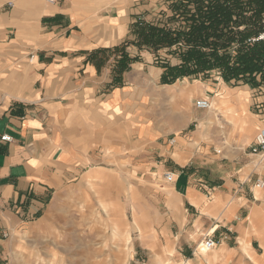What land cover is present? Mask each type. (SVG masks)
<instances>
[{"label": "crops", "instance_id": "1", "mask_svg": "<svg viewBox=\"0 0 264 264\" xmlns=\"http://www.w3.org/2000/svg\"><path fill=\"white\" fill-rule=\"evenodd\" d=\"M179 1L0 0V264H20L34 226L74 182L92 186L99 171L89 165L102 152L128 163L137 155L135 167L150 176L174 175L159 193L164 244L157 230L153 243L140 242L160 261L170 246L176 263L264 264V188L255 186L264 161L250 153L254 138L248 144L264 128V59L250 80L164 83L182 62L143 45L139 25L173 27ZM148 82L191 120L154 121ZM200 96L211 108L195 115ZM207 235L216 247L193 255ZM122 238L128 257V230Z\"/></svg>", "mask_w": 264, "mask_h": 264}, {"label": "rangeland", "instance_id": "2", "mask_svg": "<svg viewBox=\"0 0 264 264\" xmlns=\"http://www.w3.org/2000/svg\"><path fill=\"white\" fill-rule=\"evenodd\" d=\"M243 4L244 9H248L243 13L244 18H252L255 12L262 10L253 20L255 19L259 28L263 29L264 0H246ZM190 8L193 9V6ZM168 19H171L173 29L184 25L182 18L177 15L169 16ZM232 20H237V17H232ZM168 49L170 54H174L171 57H179L180 48L175 46ZM238 49V44H231L230 55L234 57ZM159 53L164 56L167 51L162 50ZM261 65L260 63V67ZM218 77L221 78L220 72L213 70L208 78H183L179 84L191 86L201 82L217 83L215 79ZM161 86L163 85L160 83L148 82L145 89L148 114L154 121L161 118L170 126L177 123L183 126L191 120L190 114L183 110L181 101L166 98ZM202 99L205 97L200 96L192 100L191 108L195 115L206 112L196 108V102ZM192 129L194 124L182 133L187 134ZM255 133L253 132L248 144L252 142ZM126 160V155L123 154L100 153L98 160L89 165L99 171V177L93 179L92 186L78 180L68 188L53 206L49 217L34 226L31 238L25 241L24 255L20 257L19 263L151 264L152 260L153 264H191L190 261L174 262V250L170 246L160 261L153 247L141 245L142 241L153 243L150 232L155 233V230L159 233L157 242L164 244L160 230L161 215H164L165 207L159 193L166 190V183L164 178L150 176L148 172L135 167L138 163L137 155L131 156L129 163ZM104 204L109 206L108 210H105ZM134 212L137 214V220L134 219ZM120 214H123V217ZM137 229L147 232L145 240H140ZM126 230L131 237L128 257L122 238ZM198 244L193 250V255H199L196 251ZM153 258H156L157 262Z\"/></svg>", "mask_w": 264, "mask_h": 264}, {"label": "trees", "instance_id": "3", "mask_svg": "<svg viewBox=\"0 0 264 264\" xmlns=\"http://www.w3.org/2000/svg\"><path fill=\"white\" fill-rule=\"evenodd\" d=\"M228 1L180 0L174 12L184 22L181 28L140 23L139 37L143 45L153 50L180 48L182 63L167 68L168 78L163 79L164 83L188 76L208 78L213 70L220 72L224 81L240 77L250 80L252 73L259 70L260 61L264 59V43L248 45L246 41L262 30L253 20L262 10L255 12L252 18H244L243 2L246 0ZM233 43L239 45L234 57L229 53Z\"/></svg>", "mask_w": 264, "mask_h": 264}, {"label": "built area", "instance_id": "4", "mask_svg": "<svg viewBox=\"0 0 264 264\" xmlns=\"http://www.w3.org/2000/svg\"><path fill=\"white\" fill-rule=\"evenodd\" d=\"M48 4H56L59 0H45ZM256 43H264V27L255 36L247 39L246 44L254 45ZM33 59V56H31ZM264 61V60H263ZM196 108L201 110H208L211 108V103L208 99L198 100L196 102ZM1 140H10L8 136H2ZM250 153L257 155L260 161H264V128H259L254 136V140L250 146ZM167 182L174 181V175L172 173H167L164 175ZM257 188H264V181L258 180L255 184ZM216 247V243L210 235H207L204 240H202L198 246L197 250L199 255H206L211 252Z\"/></svg>", "mask_w": 264, "mask_h": 264}, {"label": "bare ground", "instance_id": "5", "mask_svg": "<svg viewBox=\"0 0 264 264\" xmlns=\"http://www.w3.org/2000/svg\"><path fill=\"white\" fill-rule=\"evenodd\" d=\"M177 90V89H176ZM182 90V89H181ZM179 92V91H178ZM182 92V91H181ZM219 111V110H218ZM219 113V112H218Z\"/></svg>", "mask_w": 264, "mask_h": 264}]
</instances>
